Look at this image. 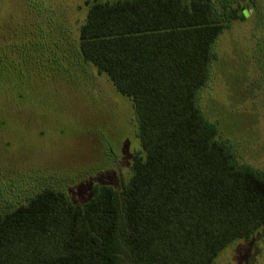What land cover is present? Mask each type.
I'll list each match as a JSON object with an SVG mask.
<instances>
[{
	"label": "trees",
	"instance_id": "obj_1",
	"mask_svg": "<svg viewBox=\"0 0 264 264\" xmlns=\"http://www.w3.org/2000/svg\"><path fill=\"white\" fill-rule=\"evenodd\" d=\"M237 1L90 5L78 55L131 101L140 152L128 181L94 185L84 204L49 187L7 204L0 264H213L264 229V173L236 161L197 105L214 44L247 17ZM2 177L1 190L16 185Z\"/></svg>",
	"mask_w": 264,
	"mask_h": 264
},
{
	"label": "rangeland",
	"instance_id": "obj_2",
	"mask_svg": "<svg viewBox=\"0 0 264 264\" xmlns=\"http://www.w3.org/2000/svg\"><path fill=\"white\" fill-rule=\"evenodd\" d=\"M31 1L0 0V177L16 184L0 189V213L44 187L84 204L94 185L128 181L140 152L131 101L78 55L90 5L115 0ZM237 4L247 17L214 44L197 105L236 161L264 173V0ZM213 264H264V229Z\"/></svg>",
	"mask_w": 264,
	"mask_h": 264
}]
</instances>
